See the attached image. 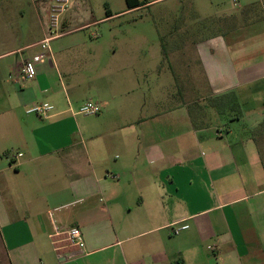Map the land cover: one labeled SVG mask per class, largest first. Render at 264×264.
<instances>
[{"label":"crops","instance_id":"1","mask_svg":"<svg viewBox=\"0 0 264 264\" xmlns=\"http://www.w3.org/2000/svg\"><path fill=\"white\" fill-rule=\"evenodd\" d=\"M5 1L0 264H264V46L238 49L263 44L264 23L257 27L263 16L228 34L204 23L199 41L190 38L191 25L167 24L163 39L173 40L179 73L190 67L185 41L195 45L204 101L188 96L186 89L191 95L196 87L181 84L183 101L163 108L143 102L150 48L142 32L135 46L105 48L87 37L95 22L44 21L32 40L1 6ZM141 8L146 5L134 9ZM37 11L48 19L49 5L42 2ZM18 13L25 17V10ZM75 52L105 61L107 73H96L90 85L82 80L86 73H62L60 61ZM26 61L36 65L30 81L19 73ZM88 101L102 112L80 119L77 108ZM41 104L54 107L48 118L27 113ZM72 228L81 231L84 247L67 240Z\"/></svg>","mask_w":264,"mask_h":264},{"label":"rangeland","instance_id":"2","mask_svg":"<svg viewBox=\"0 0 264 264\" xmlns=\"http://www.w3.org/2000/svg\"><path fill=\"white\" fill-rule=\"evenodd\" d=\"M37 1L39 2L36 3ZM147 1L153 2L146 5V8L129 10L127 0H69L68 6L58 16V22L67 21L77 24L95 22L96 26L86 31L87 37L89 40L94 41V45L105 48L121 45L122 42L126 45L135 46L137 36L142 32L141 34L145 35L147 39L144 45H149L150 48V54L143 62V68L146 72L145 83L142 85L145 91L143 102L150 107H154L153 104L156 103H161L163 108L181 103L183 100L179 94L180 85H188V83H190L189 87L198 89V91L192 89L191 95L186 89L188 96L196 101H204V73H202L198 62L195 45L190 39H198L197 41L202 39L204 31L200 29L201 25L208 22L219 24L220 27L218 28L221 32L228 34L231 29L252 18L263 16L262 20L257 21V27L259 28H261L259 25L264 23L262 22L264 21V1L262 0H252L255 3L250 9L249 13L251 15L247 19L244 17V8L246 4L251 2L250 0ZM42 2L49 5L50 11L46 20L42 17L43 14L37 11ZM29 4H31V7ZM56 5L57 0H6L1 6L10 8L16 17V21L24 26V29L29 32L28 37L34 40L41 35L40 26L43 25L44 21L47 22L48 26L52 24L53 18L56 16L53 7ZM19 9L25 10V17L18 13ZM107 10H110L112 15L122 13L107 18ZM180 23H187L192 28V37L189 38L190 40L185 41L187 62L190 65L188 73H179V61L173 52L175 46L172 43L173 40L169 36L163 39L167 24L177 25ZM159 33L162 34V39ZM263 46L264 41L263 44L260 41L249 43L247 46L242 44L238 49L247 52L251 49L254 51L257 47L261 49ZM90 47L92 46L89 45L87 48ZM257 60L259 62L261 59L258 57ZM251 63L256 62L252 61ZM60 64L59 68L62 73H86L82 80L88 85L98 78L96 73H107L108 71L105 61L96 60L88 54L79 55L77 52L60 61ZM128 67L133 68L135 64L131 63ZM159 70L160 73H158ZM85 94H88L86 90L82 92V95ZM137 94L140 95L139 89ZM186 100L188 99L186 98ZM259 103L262 112H264V100H260ZM80 107L77 108V111ZM79 115L80 119L91 118L90 115Z\"/></svg>","mask_w":264,"mask_h":264},{"label":"built area","instance_id":"3","mask_svg":"<svg viewBox=\"0 0 264 264\" xmlns=\"http://www.w3.org/2000/svg\"><path fill=\"white\" fill-rule=\"evenodd\" d=\"M69 0H57V5L53 7V12L56 14L53 18V25H57L58 22V16L63 12V10L68 6ZM53 34V33H52ZM51 41V38L45 39L43 42H41V47L43 49H48L49 42ZM43 56H39L37 60L41 61L43 60ZM20 76L23 80H33L35 79L37 75L36 65L33 61H26L23 63L19 70ZM54 110V107L50 104H41L34 106L27 110L28 114H34L38 116L39 118H48L50 116V113ZM102 112V107L99 103H96L94 101H88L85 104H83L78 113L83 115H91L96 116L99 115ZM18 156H22L19 154ZM13 159V157H12ZM187 226L182 227V229H187ZM180 232V229H177L174 231L175 234H178ZM67 240L74 246L78 247H84V241L82 237V233L78 228H72L69 231L66 232Z\"/></svg>","mask_w":264,"mask_h":264},{"label":"trees","instance_id":"4","mask_svg":"<svg viewBox=\"0 0 264 264\" xmlns=\"http://www.w3.org/2000/svg\"><path fill=\"white\" fill-rule=\"evenodd\" d=\"M127 4L129 7V10L137 8V7H141V6H145L148 4L147 0H127ZM112 14L110 12V10H107V18L111 17ZM226 99H229V103L231 105V110L233 112H237L238 109V102L234 96V94H230L226 96Z\"/></svg>","mask_w":264,"mask_h":264}]
</instances>
